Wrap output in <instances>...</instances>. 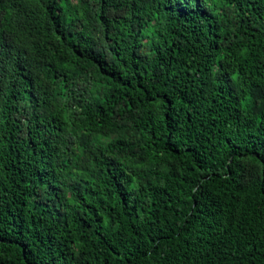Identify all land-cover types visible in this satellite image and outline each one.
<instances>
[{
    "label": "trees",
    "instance_id": "16d2710c",
    "mask_svg": "<svg viewBox=\"0 0 264 264\" xmlns=\"http://www.w3.org/2000/svg\"><path fill=\"white\" fill-rule=\"evenodd\" d=\"M0 264H264V0H0Z\"/></svg>",
    "mask_w": 264,
    "mask_h": 264
}]
</instances>
